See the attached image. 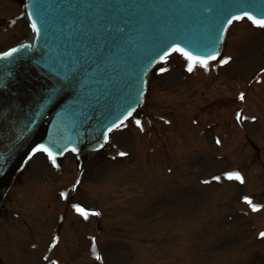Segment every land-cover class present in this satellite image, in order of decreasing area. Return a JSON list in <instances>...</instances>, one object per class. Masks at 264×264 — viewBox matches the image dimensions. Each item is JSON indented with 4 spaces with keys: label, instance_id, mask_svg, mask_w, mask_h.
Segmentation results:
<instances>
[{
    "label": "rangeland",
    "instance_id": "rangeland-1",
    "mask_svg": "<svg viewBox=\"0 0 264 264\" xmlns=\"http://www.w3.org/2000/svg\"><path fill=\"white\" fill-rule=\"evenodd\" d=\"M23 4L0 0V51L32 32ZM145 109L155 117L137 114L82 171L72 154L30 160L0 211V244L15 246L0 264H48L57 236L60 259L95 264L99 209L101 264H264V28L236 23L207 66L171 57L154 70ZM78 171L87 219L64 201ZM235 173L244 183L227 179Z\"/></svg>",
    "mask_w": 264,
    "mask_h": 264
},
{
    "label": "water",
    "instance_id": "water-1",
    "mask_svg": "<svg viewBox=\"0 0 264 264\" xmlns=\"http://www.w3.org/2000/svg\"><path fill=\"white\" fill-rule=\"evenodd\" d=\"M28 4L39 29L35 48L0 56V202L32 151L101 143L173 48L217 54L231 16H264V0Z\"/></svg>",
    "mask_w": 264,
    "mask_h": 264
},
{
    "label": "snow or ice",
    "instance_id": "snow-or-ice-1",
    "mask_svg": "<svg viewBox=\"0 0 264 264\" xmlns=\"http://www.w3.org/2000/svg\"><path fill=\"white\" fill-rule=\"evenodd\" d=\"M246 18H247L248 20L252 21V23H253L254 25H256V26H258V27H260V28H264V19H262V20H256V19H255L254 17H252V16H247ZM243 19H245V16H242V15L231 16V17L227 20L226 23H228V22H230V21H233V20H235V21H240V20H243ZM33 29H34L35 31H37V32L39 31V29L36 27L35 24H33ZM222 31H223V29H222ZM220 40H221V37L219 36V42H220ZM173 51H174V52H180L181 54H183L184 56H186L189 60H193V61H197V60H198L197 57H194V56H192L191 54H189V53H187V52H184V50L181 49V48H179V47H175V48H173ZM216 58H217L216 56H212V57H211V59H213V60L216 59ZM198 62L204 64L205 66H207V64L209 63L208 60H199ZM223 63H224V64H228V63H229V60L225 59V60L223 61ZM188 70L191 71V70H192L191 67H190ZM240 99L243 100V99H244V96L241 95V96H240ZM128 115L130 116L131 113H129ZM239 118H240V117H238V119H239ZM120 123L122 124V123H123V120H122ZM136 123H137V125L139 126L140 122L137 121ZM116 127L119 128V127H120V124H117ZM110 131H111V129H110ZM37 151L48 152V149H46V148H41V149H38ZM48 154H49V156L52 155L51 152H48ZM120 155L123 156V155H126V154H125V153H120ZM53 160H54V158H53ZM215 179L219 180L220 178H219V177H216ZM227 179H228V180H236V181H239L241 184L244 183V179H243V177H241V176L239 175V173L228 174V175H227ZM245 202L248 203L249 205H252V203H253L251 200H248L247 198H246V201H245ZM252 210H253V211H258L259 209H257L255 206H253V207H252ZM77 211H78L82 216H84L85 219H87L89 213L85 212V210L82 209V208H78ZM91 215H99V213H91ZM261 237L264 238V233H261Z\"/></svg>",
    "mask_w": 264,
    "mask_h": 264
},
{
    "label": "bare ground",
    "instance_id": "bare-ground-1",
    "mask_svg": "<svg viewBox=\"0 0 264 264\" xmlns=\"http://www.w3.org/2000/svg\"><path fill=\"white\" fill-rule=\"evenodd\" d=\"M33 34H31V38H32Z\"/></svg>",
    "mask_w": 264,
    "mask_h": 264
}]
</instances>
